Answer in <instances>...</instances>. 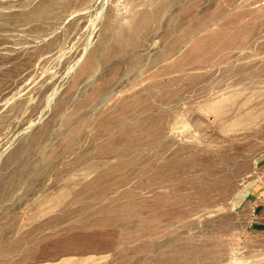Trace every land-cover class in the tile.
<instances>
[{"label":"rangeland","instance_id":"rangeland-1","mask_svg":"<svg viewBox=\"0 0 264 264\" xmlns=\"http://www.w3.org/2000/svg\"><path fill=\"white\" fill-rule=\"evenodd\" d=\"M264 0H0V264H264Z\"/></svg>","mask_w":264,"mask_h":264},{"label":"crops","instance_id":"crops-1","mask_svg":"<svg viewBox=\"0 0 264 264\" xmlns=\"http://www.w3.org/2000/svg\"><path fill=\"white\" fill-rule=\"evenodd\" d=\"M264 230V228H262Z\"/></svg>","mask_w":264,"mask_h":264}]
</instances>
